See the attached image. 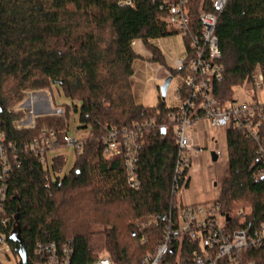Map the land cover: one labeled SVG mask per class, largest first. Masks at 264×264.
<instances>
[{"label": "trees", "instance_id": "16d2710c", "mask_svg": "<svg viewBox=\"0 0 264 264\" xmlns=\"http://www.w3.org/2000/svg\"><path fill=\"white\" fill-rule=\"evenodd\" d=\"M176 0H0V147L10 166L5 214L11 218L10 235L19 227L31 264L38 242L71 243L73 264H89L106 252L113 264H141L159 243L161 225L145 232L142 244L136 220L174 211L175 167L179 147L174 129L179 108L159 98L155 107L138 105L131 78L140 40L152 57L167 66L152 41L170 32L164 21L166 2ZM130 2V4H126ZM189 34L186 58L180 69L166 68L172 78H187L190 39L202 31L200 15L214 13L211 0H188ZM222 79L212 84L222 104L233 102L234 90L251 82L256 71L264 75V0H229L218 14ZM59 88L71 101L63 105L66 119L39 116L34 128L18 129L22 113L11 109L25 91ZM182 83L176 95L186 97ZM78 115L81 150L70 171L60 177L66 159L43 164L26 144L44 130L64 131L71 112ZM142 129V148L134 163L139 188L131 186L125 151L105 155V140L112 131ZM228 167L217 201L230 211L252 209L248 224L264 221V128L256 142L239 129L225 130ZM61 147L64 144L60 145ZM262 149V150H261ZM103 228L104 238L96 239ZM18 256V243L10 240ZM247 262L264 264V250L249 251Z\"/></svg>", "mask_w": 264, "mask_h": 264}, {"label": "built area", "instance_id": "2783aa9c", "mask_svg": "<svg viewBox=\"0 0 264 264\" xmlns=\"http://www.w3.org/2000/svg\"><path fill=\"white\" fill-rule=\"evenodd\" d=\"M187 1L176 0L171 4L166 2L168 12L164 18L168 32L181 33L186 38L189 34ZM228 1L211 0L215 12L201 13L202 31L190 39L192 53L186 66L190 75L184 79L182 76L177 77L178 87L185 83L188 89L183 99L180 100L178 94L175 96L179 101L180 113L177 117L171 116L172 120H177L174 132L179 147L173 187L176 199L180 191L188 185L192 157H200L205 152L202 146L192 143L193 130L202 127L205 123L213 129L226 130L233 127L242 130L247 137L256 142L262 137L264 101L254 94L252 103H239L234 100L224 105L213 91V82L221 80L223 72V68L218 63L221 51L215 28L218 14L224 10ZM185 58L176 59L174 69L183 67ZM250 80L251 82L246 84L250 90L264 91V75L260 71H256ZM33 122L28 128L35 129V121ZM135 127L136 130L110 132L105 140V155L121 156L122 151H125L131 186L139 188L140 183L135 178L134 163L142 148L138 140L142 139L143 132L141 127ZM81 142L82 139L77 140L73 137L67 127L64 131L44 130L37 139L26 144V148L36 155L41 163L47 164L48 153L62 148L61 144H64L63 147L70 146L80 151ZM214 153L218 163L223 152L216 150ZM8 173L10 166L5 151L0 147V264L13 262L9 232L11 218L5 214L9 189ZM259 176L264 177V170L259 172ZM222 207L217 200L205 204H187L181 199L169 215H149L137 220L135 223L137 231L132 233V237L139 236L142 244L147 242L144 233L157 229L162 222L159 243L153 252L144 256L141 264H255V262H247L245 257L251 249L264 250V221L257 225L248 224L252 214V209L249 207H238L230 211ZM73 252V247L68 242L63 244L38 242L33 249L31 264H73ZM18 257L19 260L13 264H23L21 257L19 255ZM89 264H113V262L104 255Z\"/></svg>", "mask_w": 264, "mask_h": 264}, {"label": "rangeland", "instance_id": "374dc122", "mask_svg": "<svg viewBox=\"0 0 264 264\" xmlns=\"http://www.w3.org/2000/svg\"><path fill=\"white\" fill-rule=\"evenodd\" d=\"M134 42L136 44V41H133V43ZM133 43L132 47L134 51L135 49L138 50L139 48L133 46ZM152 44L160 49L162 55L165 58L167 66L165 67L158 62L148 61L147 63L149 67L151 66L153 68L154 73L152 76L153 78L150 79L148 83H146V87L144 89L143 105L151 108L157 106L159 104V98H161L159 89L163 85L165 80L160 79L159 77L161 71H164L163 68H174V61L176 59L185 58L187 54L185 38L181 33L170 32L169 35L164 38L153 40ZM137 61L138 65L141 60L139 59ZM131 82H133V77L131 78ZM178 82L179 79L177 77H174L169 85L165 99L167 107L176 108L179 106V101L177 97H175L176 90L179 85ZM254 94L258 99L260 98L262 101H264V91L254 92L249 89L248 85L238 87L234 90V98L239 103H252ZM23 95L24 97L20 101V103H17L11 109L13 113H22V118L14 123L15 126H19L20 128H28L30 122L33 121L31 119H33L37 114L36 112H45V114H48L50 110H53V114L50 115H57L59 117H62V119H66L67 114L65 109L63 108V105L72 104L71 101L63 94V92L55 86L40 91H25ZM34 96L45 97V105L42 107V110H36V108L35 110L33 109L34 106L31 105V101H33ZM36 118L37 116L35 117V119ZM79 126L78 115H76V113L72 111L68 116L69 133L77 140L89 137L88 131L77 129L79 128ZM197 130H199V128ZM204 132L206 137L204 138L203 135L199 144L203 146L205 152L201 154L200 157H192V166L189 168L188 173L189 185H187V187L180 191L176 199V204H179L181 199L185 200L187 204H205L218 199L220 196L224 171L228 167L229 162L226 132L224 129H213L209 126L206 127ZM216 150H221L223 152V156L222 158H220L218 163H214L212 160V153ZM59 155L64 156V158L66 159L65 169L60 175V177H62L73 167L76 160V151L74 147L68 146L55 149L52 152L48 153L47 164L49 168H51L52 159ZM95 230L99 232V235H97L96 239L101 240L102 238H104V233H100L103 231L102 227L97 226V228L95 227ZM101 252V256H104L106 254L104 250ZM12 258L13 262H11V264L19 260V257L14 254Z\"/></svg>", "mask_w": 264, "mask_h": 264}, {"label": "crops", "instance_id": "0c3cea01", "mask_svg": "<svg viewBox=\"0 0 264 264\" xmlns=\"http://www.w3.org/2000/svg\"><path fill=\"white\" fill-rule=\"evenodd\" d=\"M138 45H139V47H138ZM134 46L139 48L138 50L135 49L136 54L143 58V60H141V62H139L138 65H137V62H138L137 60L134 63V70H135V74L133 76L134 96H135L136 103L138 105H143L144 89L146 87V83H148V81L153 78L152 76L154 73L153 68L151 66L149 67L147 65L148 60L152 57V55L145 48V45L140 40H137L136 44ZM163 69H164V71L163 72L161 71V73L159 75L160 79H166V77H168V74H169L165 68H163ZM44 99H45L44 96H41V97H35L34 96L33 101H31V105L34 106L33 109L35 110V108H36V110H42L43 109L42 107L45 105ZM52 111L53 110H50V112L48 114L47 113L45 114V112L44 113L36 112L37 114L35 115V117L36 116L37 117L47 116V115L53 114ZM31 120L34 121V119H31ZM33 121H31V122L29 121L30 124L28 125V127L33 123ZM207 126H208L207 124L203 123L202 127H200L199 130L195 129L191 132V141L194 145L201 146L199 143H200L201 137L203 135H204V138L206 137V135L204 134L205 133L204 131H205ZM16 128L21 129L22 127L20 128L19 126H16ZM213 162L216 163L217 159H216V161H213ZM188 185H189V183H188Z\"/></svg>", "mask_w": 264, "mask_h": 264}, {"label": "water", "instance_id": "95a60500", "mask_svg": "<svg viewBox=\"0 0 264 264\" xmlns=\"http://www.w3.org/2000/svg\"><path fill=\"white\" fill-rule=\"evenodd\" d=\"M172 79L173 78L171 76H168L164 80L163 85L159 89L160 90V97L163 101H165V99H166L167 91H168V88H169V85H170ZM216 159H217V157H216L215 153L213 152L212 153V160L216 161ZM10 239L13 241H16L18 243V247L16 248V250H17L19 256L21 257L23 264H28V258H27L28 256H27V253H26V250L24 247V243L20 238V231H19L18 226L13 229V232L11 234Z\"/></svg>", "mask_w": 264, "mask_h": 264}, {"label": "bare ground", "instance_id": "6f19581e", "mask_svg": "<svg viewBox=\"0 0 264 264\" xmlns=\"http://www.w3.org/2000/svg\"><path fill=\"white\" fill-rule=\"evenodd\" d=\"M189 173V172H188Z\"/></svg>", "mask_w": 264, "mask_h": 264}]
</instances>
